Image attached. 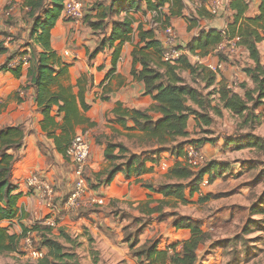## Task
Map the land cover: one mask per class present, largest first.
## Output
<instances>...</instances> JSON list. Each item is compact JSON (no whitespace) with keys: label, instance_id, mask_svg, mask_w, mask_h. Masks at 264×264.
<instances>
[{"label":"trees","instance_id":"obj_1","mask_svg":"<svg viewBox=\"0 0 264 264\" xmlns=\"http://www.w3.org/2000/svg\"><path fill=\"white\" fill-rule=\"evenodd\" d=\"M97 0L83 15V23L93 33H100L96 46L88 50V58L105 47H114L112 68L106 74L108 77L115 69L119 59L120 45L131 39L133 35L134 19L130 12L150 11L153 15L152 23L164 28L170 25V19L183 15L182 0ZM64 0H23L24 19L29 24L30 42L28 48L22 52L11 54L6 61L0 64V71L9 70L19 76L21 64L9 66V62L16 56L27 54V76L35 88L34 99L41 111L43 119L41 126L47 136L54 141L55 149L64 153L75 136V126L85 121L80 113L88 109L82 92L75 95L72 87L63 85L59 80L67 74L68 65L61 56L51 47L50 34L57 19L60 17ZM229 7L235 14L227 22L225 28L201 30L197 37L187 46L190 53L199 57L212 52L217 45L225 40L238 37L235 46L243 47L253 65H247L242 71L250 79L252 86L240 82L236 91L234 86L219 82L218 87L204 92L214 84L215 72L203 64L192 63L186 56L175 64L162 59V44L154 35V27L144 30L137 27L139 42L132 50L133 64L131 74L144 84V93L151 96L153 103L145 110L123 108L117 104L112 112L117 122L130 119L133 122L129 130L140 132L138 139L146 146L141 152H132L122 142L108 140L105 143L104 156L107 166L93 174L94 182L87 178L91 187L109 184L116 173L122 172L125 177H138L149 172L147 162H157L161 153L167 151L179 158L184 155L185 148L193 145L201 148L206 144L203 138H192L188 130V122L192 117L197 126L209 127L214 116H221L222 111L241 119V124L260 123L264 119V64L261 62L258 43L264 40V0H259L258 12L253 16H245L248 4L245 0H231ZM124 15L121 16V12ZM206 10L199 8L195 14L186 16L188 27L198 26L202 18H209ZM110 26V30H108ZM116 42H118L116 44ZM39 48V49H38ZM5 49L0 47V51ZM220 61L226 60L225 53L219 52ZM139 64L140 68H136ZM189 71L191 81L181 76V71ZM196 79L204 83L203 87L195 85ZM80 83V81H79ZM216 97L210 98L211 95ZM217 100L216 103L212 101ZM54 107L56 109L54 110ZM150 112L159 113L156 119ZM57 117H61L59 121ZM59 130V132H58ZM209 131V129H208ZM24 131L21 126L12 125L0 127V221L13 219L19 212L17 207L18 194L14 191L17 185L11 180L13 163L16 159L14 151L23 145ZM217 136L216 140L218 139ZM227 139L228 144L234 143L240 149L250 147L264 150V139L253 133H244ZM212 139H209L211 141ZM214 141V140H212ZM225 163L215 160L207 161L197 169H193L182 161L177 160L165 173L167 181L155 188L151 182L142 181V185L152 191L161 193L164 198L155 206L146 202L142 209L143 216L134 217L129 225L123 228V238L128 242L131 255L137 258L140 264H196L199 260L198 249L211 239L210 233L202 229V223L188 215H180L176 211L169 212L171 223L177 229H188L189 236L181 242H171L165 248L158 247L159 240L155 237L139 244V234L151 221L152 214L158 212L157 218L165 216L163 207H173L177 203L187 204L189 198L185 191L192 196L200 190V183L207 176L210 180L222 171ZM264 198V193L262 195ZM263 199L260 200L262 203ZM142 208V207H141ZM252 213L263 214L262 205H253ZM23 216V212H21ZM259 223V222H258ZM36 227V226H35ZM22 225L20 233H9L8 228L0 227V255L10 252H20L22 240L31 233H36L39 239L38 248H45L43 256L25 264H69L76 263L77 256L72 249L67 248L58 238L49 235V228L36 229ZM255 229L264 230V225ZM253 229L246 225L242 233L247 235ZM59 237L66 241L75 240L59 230ZM234 238L233 240H237ZM226 240L210 242L208 255L215 247H221ZM179 249H176L177 246ZM71 263V264H72Z\"/></svg>","mask_w":264,"mask_h":264},{"label":"crops","instance_id":"obj_2","mask_svg":"<svg viewBox=\"0 0 264 264\" xmlns=\"http://www.w3.org/2000/svg\"><path fill=\"white\" fill-rule=\"evenodd\" d=\"M9 1L14 2L15 7L10 14H6L5 7ZM226 1L228 2L226 13L216 16L209 14V18L200 19L198 26L192 28L188 27L186 16L195 12L185 5L183 15L170 19V25L176 31L179 44L187 52H189L187 46L201 30L212 28L221 30L226 27L227 22L235 14V11L229 7L231 0ZM245 1L248 4L245 16L256 14L259 0ZM22 2L23 0H0V47L5 49L0 51V64L4 63L9 55L28 48L26 44L30 42L29 24L24 19L25 8L22 7ZM8 15L10 17H6ZM130 15L134 19L133 35L130 40L120 45L119 59L114 71L108 77L106 74L112 68L114 47H105L91 59L87 55V48L92 50L96 46L100 34L93 33L83 22L80 24L68 22L62 15L57 19L50 34L51 47L68 65L66 76L59 81L65 86H71L75 95L82 92L84 101L89 106L83 111L79 105L85 121L75 126V133L83 131L88 133L90 154L86 176L92 182H94L93 174L107 166L104 156L106 141L122 142L132 152L146 149L138 139L140 132L127 129L133 126V122L130 119L117 122L112 110L117 104L127 109L145 110L154 102L150 95L144 93V84L131 74L132 50L140 40L137 30L139 24L144 30L154 27V35L160 41L164 33L163 28L153 25V15L150 11L140 10L130 12ZM260 46L264 47V40L258 43L262 58L264 52L260 50ZM219 52L226 54V60L220 61L217 54ZM240 53L248 56L243 47L229 44L223 51H217L216 47L209 54L200 57L199 63L208 68L220 65V68L215 70L210 68L215 72V81L209 88L204 89L205 93L214 86L218 87L219 82L227 83L229 86H234L236 91H240L232 81V74L237 73L240 76L243 74V80L248 86H252L245 73L236 65H231L232 57L238 58ZM190 61L196 62L192 56ZM27 68L28 64L21 65L19 76H15L9 70L0 71V127L18 125L24 131L23 145L14 151L16 159L11 172V180L17 185L14 193L18 194L17 207L20 210L15 218L1 220L0 227L8 228L9 233H20L22 225L27 228L35 226L36 229L49 228L50 236L58 238L76 254L75 264H140L129 251L128 242L123 238V228L131 223L132 218L143 216L142 209L145 208L143 205L146 202L150 201L149 206L152 207L157 205L159 200H167L161 193L143 186L142 181L151 182L155 188H158V185L167 181L165 178L167 169L180 159L165 151L161 153L157 162H147V166L150 167L149 172L129 178L118 172L109 184L92 187L91 193L84 196V199H87L91 197L90 195H99L104 199L103 204L81 206L70 212L64 210L63 202L74 187L72 165L64 153L56 151L53 139L42 129L43 116L35 102V88L29 81ZM136 68L139 69L140 65L137 64ZM181 76L191 81L189 71H181ZM194 84L199 87L204 86L200 79H196ZM213 97L216 95L210 96ZM216 101V99L212 101L213 104ZM150 114L154 119L160 116L155 112ZM60 119L61 117L56 118L57 121ZM192 122L194 119L191 117L188 122L189 131ZM206 149L205 144L201 146V150ZM32 172L39 174L52 185L54 194L50 204L38 191L25 186V178ZM174 209L169 206L163 207L165 216L161 218H157L158 212H154L151 221L139 234V244L155 237L159 240L158 247L163 249L171 242H181L188 238V229H177L171 223L172 217L168 213L176 211ZM59 230H63L75 240L74 246L65 238L59 237ZM177 248L179 249L180 246L178 245ZM8 254L19 257L17 252Z\"/></svg>","mask_w":264,"mask_h":264},{"label":"rangeland","instance_id":"obj_3","mask_svg":"<svg viewBox=\"0 0 264 264\" xmlns=\"http://www.w3.org/2000/svg\"><path fill=\"white\" fill-rule=\"evenodd\" d=\"M96 1L81 0L83 14H86ZM105 1L108 3L107 0ZM122 15H124L123 11ZM260 50L264 52V47L260 46ZM261 60L264 64V54ZM231 65H236L242 70L244 66L253 64L247 55L243 56L240 53L238 58L232 57ZM242 76L243 74L241 76L238 73L232 74V81L237 87L240 82H245ZM190 128L192 138L208 140L205 141L207 149L202 150L207 161L215 160L225 163L224 166H226V169L218 173L213 180L205 176L206 182L203 184L202 181L199 185L200 190L192 196L186 190V197L189 198L187 204L177 203L173 206L179 214L199 219L202 229L211 235V239L199 247V260L196 264H264V230L255 229L257 226L264 225V213H252L253 205L260 204L264 207L262 197L264 193V150L250 147L240 149L234 143L228 144L230 141H227V139L230 140L244 133H253L264 139V119L255 125H243L239 117L223 110L221 116H214L213 123L209 127L197 126L194 121L190 124ZM217 136L220 137L216 140ZM209 139L214 141H209ZM246 225L253 229L247 235L242 233ZM31 236L34 245L38 247L40 242L37 234L31 233ZM234 238L238 239L234 241ZM216 240L227 242L205 255L210 249V242ZM18 256L14 257L9 254L0 256V264H25L35 261L27 257L21 249ZM71 263L72 261H69V264Z\"/></svg>","mask_w":264,"mask_h":264},{"label":"built area","instance_id":"obj_4","mask_svg":"<svg viewBox=\"0 0 264 264\" xmlns=\"http://www.w3.org/2000/svg\"><path fill=\"white\" fill-rule=\"evenodd\" d=\"M183 4L189 7L193 12L195 10L202 8L206 10L211 16L222 15L227 12L228 2L226 0H182ZM5 13L10 14V12L15 7L14 2L9 1L6 3ZM61 15L64 20L72 22L75 24H80L83 22V4L81 0H64ZM154 26L157 23H153ZM164 36L160 41L162 44V59L170 64H175L180 58L186 56L190 60V56L199 63L200 57L197 54H191L187 52L178 42L177 34L175 29L171 25H167L163 28ZM238 41V37H234L229 40L217 45V51H223L224 47L231 44L235 46V42ZM226 42V43H225ZM27 54L16 56L9 62V66H15L18 64H27ZM212 70L220 68L218 66H209ZM65 157L72 165V174L74 177V187L69 193L65 201L63 202V209L70 212L75 211L81 206H88L91 204H103L104 199L99 195H90V198L84 199L86 194L91 193L92 187L89 185L86 176V166L90 154V145L88 133L83 131L75 134L69 145L65 149ZM180 161L187 164L193 169H197L202 166L207 158L201 148H197L193 145H189L185 148L184 155L179 157ZM206 179L203 180V184ZM27 188H32L41 194V197L46 199L50 204L54 189L52 185L41 178L39 174L32 172L25 178L24 182ZM53 224V223H50ZM33 234V233H32ZM31 234H28L22 241L20 249L24 252L27 257L34 260L43 256L44 250L38 248L34 245V240H32Z\"/></svg>","mask_w":264,"mask_h":264}]
</instances>
